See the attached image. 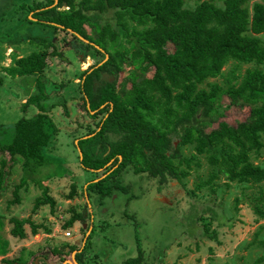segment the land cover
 Returning a JSON list of instances; mask_svg holds the SVG:
<instances>
[{
  "label": "trees",
  "instance_id": "obj_1",
  "mask_svg": "<svg viewBox=\"0 0 264 264\" xmlns=\"http://www.w3.org/2000/svg\"><path fill=\"white\" fill-rule=\"evenodd\" d=\"M194 1L192 7L185 6V0H46L29 6L35 10V21L53 30L73 29L88 40L85 46L92 47L90 55L103 56L94 58L82 70L79 87L82 105L88 103L87 110L104 114L97 126L87 131L90 135L79 136L76 144L82 165L93 170L94 178L99 177L100 168L102 174L106 173L86 185L88 196L93 195L100 205L117 190H125L123 174L128 169L155 178L160 189L171 178L186 176L193 164L200 165L199 160L193 162L195 154L204 153L207 162L218 167L206 179L200 178L196 189L212 185L219 172L227 181L264 179V166L250 157V152L258 154L264 145V0H255L251 5L249 0H221V4ZM39 42L45 44L43 49L14 57L2 68L12 76L36 73V89L22 102L21 109L35 105L38 111L10 124L0 122V195L7 185L8 160L12 165L21 158L22 174L13 185L14 197L8 203L20 201L18 191L31 178L42 187L32 210L45 203L54 204L48 186L32 175L48 162L47 150L57 131L47 112L53 104L45 106L42 102L49 95L41 72L47 63V46H53L50 54L60 52L48 36H40ZM167 42H172V50ZM95 44L107 52L104 61V52ZM129 62L134 66L128 74L130 87H125L123 81L121 91L116 76ZM244 62L260 66L241 72ZM227 63L231 67L224 73ZM149 70L151 75H147ZM219 76L223 82L209 81ZM223 94L232 102L249 105V113L235 125L219 121L207 130L210 114L220 113L218 100ZM189 143L194 152L187 156L181 146ZM75 193L76 186L71 184L66 196L71 198ZM69 209L63 227L71 226L76 219L83 220L73 205ZM190 209L194 220L204 212L217 216V209L209 203L193 201L186 211ZM256 210L264 216L262 210ZM10 220V232L18 237L26 235L24 222L30 223L33 233L40 226L29 217L13 216ZM44 230L49 232L50 228L44 226ZM260 243L264 245V240ZM5 248L2 245L3 253ZM76 248L68 243L50 245L44 250L28 251L29 258L21 253L2 260L6 264H35L34 258L42 255L39 264H51L62 262ZM163 254L155 257L158 264ZM76 257L83 260L84 251L76 252ZM150 262L138 250L118 264ZM254 263L264 264V255Z\"/></svg>",
  "mask_w": 264,
  "mask_h": 264
},
{
  "label": "rangeland",
  "instance_id": "obj_2",
  "mask_svg": "<svg viewBox=\"0 0 264 264\" xmlns=\"http://www.w3.org/2000/svg\"><path fill=\"white\" fill-rule=\"evenodd\" d=\"M35 1L46 2L0 0V60L7 45L13 46L22 55L43 49L45 44L39 42V37L46 34L60 52L50 54L53 46H47V63L41 72L49 95L42 102L47 106L53 104L47 112L55 122L57 131L47 150L48 162L32 175V178H40L48 186V194L53 197L54 204L51 206L45 203L32 210L35 198L42 194V187L31 178L18 191L20 201L8 203L14 197L13 185L19 182L22 174L21 158L12 165L8 160L7 185L0 195V264H6L3 257L22 253L29 258L28 251L44 250L52 243L57 246L65 242L79 245L80 243H74L75 237L72 235L76 234L81 240L87 226H82L79 222H74L71 227L62 225L70 216L69 208L74 206L69 199L74 201L77 195L79 203L75 206L84 210L87 208L84 204L86 193L83 184L96 176L93 171L83 167L80 148H77L75 142L79 136L88 135L87 131L95 128L104 114L96 112L97 110H87L88 103L82 105L83 93L79 87L82 70L103 56L100 53L90 55L92 47H86L87 41L77 34L74 36L69 30H53L51 26L35 21L32 15L35 10L29 8ZM214 1L222 3L221 0ZM253 1L255 0H249V5ZM194 4V0H185L184 3L188 7ZM167 48L173 49L172 42H167ZM102 49L100 50L105 54ZM6 51L8 52L7 49ZM14 53L16 51H10L8 55L5 53L8 58L3 61L6 63L0 62V122L4 124L38 111L35 105L21 109L22 102L36 89V73L17 75L15 78L2 70L3 65L9 64V58H13ZM254 66L260 65L244 62L240 69L244 72L246 68ZM230 67L231 63H227L223 67L224 73H228ZM133 69L130 62L125 63L117 74L116 84L119 90L123 81L125 87H130L128 74ZM151 74L152 70H149L147 75ZM223 79L219 76L209 78V81L221 83ZM203 86L208 87V84L204 83ZM218 101L220 113L210 114L211 121L206 125L207 130L216 126L219 121L235 125L249 113V105L232 102L227 94L221 95ZM261 140L264 142V132ZM181 151L190 156L194 152L193 144L181 146ZM4 156L9 157L7 154ZM250 157L254 163L264 166V145L258 154L250 152ZM196 160L200 161V165L193 164L186 176L181 179L171 178L160 189L155 178L144 173L138 177L132 169H128L123 174L126 185L124 191L117 190L104 198L100 206L95 203V197L90 195L94 228L88 239L90 246L87 255L84 253L81 264H118L138 250H141L143 257H147L151 264H158L155 257L161 253L164 254L160 264H255L257 257L264 255V245L260 243L264 240V216L256 210L258 208L264 212V179L250 182L227 181L219 172L212 185L196 189L200 178L206 179L211 171L218 168L207 162L204 153L195 154L193 162ZM101 170L102 168L98 169L99 177L106 174H102ZM71 184H75L76 193L68 198L66 194ZM131 195L134 197L130 199ZM191 201L209 203L217 209V216L204 212L194 220L192 210L186 211L192 205ZM13 216L29 217L40 224L38 231L33 233L30 223L24 222L25 237L14 236L10 232L13 226L10 218ZM44 226L50 228V231L46 232ZM66 230L71 231L72 238H65ZM131 231L136 235L138 248L131 244L132 237L127 233ZM2 245L6 247L5 253L2 252ZM92 246L100 254L97 258L92 255ZM71 254L66 260L72 261ZM103 255L106 256L104 261ZM51 263L61 264L60 261Z\"/></svg>",
  "mask_w": 264,
  "mask_h": 264
},
{
  "label": "crops",
  "instance_id": "obj_3",
  "mask_svg": "<svg viewBox=\"0 0 264 264\" xmlns=\"http://www.w3.org/2000/svg\"><path fill=\"white\" fill-rule=\"evenodd\" d=\"M46 36H48L47 34H46ZM6 49L8 50V52L6 51ZM10 51H16V53H14L12 56H13V58L12 57H10L9 59V63H11L12 61H13V59H14V57L16 58V57H18V56H20V55H22L21 53H17V50H15V48L13 47V46H11V45H7L6 46V48H5V50H4V52H3V56L1 57V60H0V62H4L3 61V59H7L8 57H6L9 53H10ZM7 55H6V54ZM4 63H6V62H4ZM7 75H9V74H7ZM15 76H17V75H15ZM15 76H13V77H15ZM16 78V77H15ZM49 98V97H48ZM47 98V99H48ZM46 99V100H47ZM54 139V138H53ZM78 141V140H77ZM76 144H77V142H75ZM78 148V147H77ZM84 167V166H83ZM88 169V168H87ZM89 170H91V169H89ZM91 171H93V170H91ZM134 175H138V177H139V173H134ZM94 177L92 176L90 179H88V180H86L85 182H84V184H83V186H84V188H85V193H86V195H85V202H84V204H86L87 205V208L84 210V209H81V208H79V207H77V206H75V204L77 205V203H79V198H78V196L76 195L75 196V199H74V201L73 200H71V199H69L70 201H72V203L74 204V208L77 210V211H79L82 215H83V220L81 219V220H79V219H76L74 222H76V223H80L82 226H87V230L85 231V235H84V237L80 240L79 239V237L75 234V235H72V236H74L75 238H74V243H80L79 245H77V248L76 249H73V251H72V254H71V258H72V261L70 260V261H68V260H63L62 262H61V264H81L82 263V261L83 260H80L79 258H77L76 257V252H79V251H84V253L87 255V250H88V248H89V246H90V243L88 242V239H89V237L91 238V233H92V231H93V228H94V226H93V224H92V219L94 218V214H93V211H92V204H91V202H90V196H88V194H87V190H86V185H87V183L89 182V181H91V180H97L98 178H94ZM156 193V192H155ZM158 193V192H157ZM156 193V194H157ZM94 197V196H93ZM83 199V197L81 198V200ZM95 203L97 204V205H99L100 206V203H99V201L95 198ZM74 222H73V224H74ZM72 224V225H73ZM104 225V224H103ZM69 227V226H68ZM71 227V226H70ZM74 229V228H73ZM75 230V229H74ZM70 231V230H69ZM125 231V230H124ZM124 231H122V234H123V232ZM137 232V231H136ZM127 233H129L128 234V236L129 237H132V242H131V244L134 246V247H136V241H135V238H136V235H135V233H133L132 231H131V233L130 232H127ZM70 236H68V235H66L65 236V238H67V239H70V238H72V236H71V231H70V234H69ZM97 237H98V235H97ZM97 237H95V238H97ZM63 238V237H62ZM99 238V237H98ZM100 240V239H99ZM60 241H62V240H60ZM65 243H67V242H65ZM48 244H51V243H48ZM131 244H128V245H131ZM52 245H54V243H52ZM76 245V244H75ZM128 245H125L126 247H128ZM92 249H93V246H92ZM167 249V248H166ZM165 249V250H166ZM75 253V254H74ZM168 253V252H167ZM133 254H135V252L133 253ZM132 254V255H133ZM92 255L93 256H96V257H94V258H97L100 254H98V253H96V249H93V251H92ZM38 256H40L39 258H38V261H39V259L40 258H42V255H38ZM130 256V255H129ZM115 257V256H114ZM36 258V257H35ZM34 258V259H35ZM106 258V256L105 255H103V257H102V260L104 261V259ZM84 259V258H83ZM108 260H106V262H107ZM39 263V262H38ZM112 263H113V261H112ZM52 264V263H51Z\"/></svg>",
  "mask_w": 264,
  "mask_h": 264
},
{
  "label": "water",
  "instance_id": "obj_4",
  "mask_svg": "<svg viewBox=\"0 0 264 264\" xmlns=\"http://www.w3.org/2000/svg\"><path fill=\"white\" fill-rule=\"evenodd\" d=\"M55 2H56V0H55ZM34 19H36V18H34ZM68 30L70 31V32H72V33H75V34H77L78 36H80L81 38H83L84 40H86V41H88L86 38H84L82 35H80L79 33H76L73 29H71V28H68ZM98 48H100V49H102L99 45H97V44H95ZM103 50V49H102ZM108 56V54H107V52H105V58L102 60V61H104L105 59H106V57ZM101 61V62H102ZM101 62H99V63H101ZM88 135H90V134H88ZM80 150V149H79ZM80 155H81V150H80ZM245 199H247V198H245ZM40 256H37L35 259H34V262H35V264H39L38 263V258H39ZM69 261V260H68Z\"/></svg>",
  "mask_w": 264,
  "mask_h": 264
},
{
  "label": "built area",
  "instance_id": "obj_5",
  "mask_svg": "<svg viewBox=\"0 0 264 264\" xmlns=\"http://www.w3.org/2000/svg\"><path fill=\"white\" fill-rule=\"evenodd\" d=\"M65 234H66V235H69V234H70V231H69V230H66V231H65Z\"/></svg>",
  "mask_w": 264,
  "mask_h": 264
},
{
  "label": "flooded vegetation",
  "instance_id": "obj_6",
  "mask_svg": "<svg viewBox=\"0 0 264 264\" xmlns=\"http://www.w3.org/2000/svg\"><path fill=\"white\" fill-rule=\"evenodd\" d=\"M54 3H55V0H54Z\"/></svg>",
  "mask_w": 264,
  "mask_h": 264
}]
</instances>
